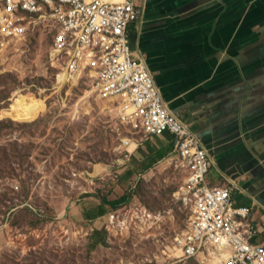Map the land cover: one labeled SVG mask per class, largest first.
Here are the masks:
<instances>
[{
  "label": "rangeland",
  "instance_id": "1",
  "mask_svg": "<svg viewBox=\"0 0 264 264\" xmlns=\"http://www.w3.org/2000/svg\"><path fill=\"white\" fill-rule=\"evenodd\" d=\"M52 37L40 27L0 44V264H199L163 256L166 248L177 255L174 238L188 224L177 198L181 174L166 156L135 167L120 185L121 168L135 164L122 141L144 149L156 140L120 124L110 103L82 84L58 81ZM123 194L131 197L117 209L127 217L145 210L151 220L128 222L95 244L91 228L102 224L78 217V200Z\"/></svg>",
  "mask_w": 264,
  "mask_h": 264
},
{
  "label": "built area",
  "instance_id": "2",
  "mask_svg": "<svg viewBox=\"0 0 264 264\" xmlns=\"http://www.w3.org/2000/svg\"><path fill=\"white\" fill-rule=\"evenodd\" d=\"M140 18L141 9L133 0H0V44L22 41L36 28H51L58 81L85 86L110 103L120 124L137 130L145 140L172 136L173 149L166 160L182 176L177 198L188 211V224L172 244L180 254L166 248L163 256L173 262L264 264V239L252 208L237 206L231 185L207 183L213 166L209 151L169 109L144 60L132 52L128 28ZM123 141L120 152L142 143ZM105 218L110 236L127 230L128 222L151 220L152 215L137 209L127 217L116 208Z\"/></svg>",
  "mask_w": 264,
  "mask_h": 264
},
{
  "label": "crops",
  "instance_id": "3",
  "mask_svg": "<svg viewBox=\"0 0 264 264\" xmlns=\"http://www.w3.org/2000/svg\"><path fill=\"white\" fill-rule=\"evenodd\" d=\"M133 2L141 18L128 28L132 52L144 60L169 109L209 151L207 182L231 185L237 206L252 208L264 239V0ZM153 139L152 148L130 146L131 159L149 164L170 154L169 133L144 141ZM78 201L77 216L99 220L102 227L91 231H104L106 245L112 209L101 207L97 196Z\"/></svg>",
  "mask_w": 264,
  "mask_h": 264
},
{
  "label": "trees",
  "instance_id": "4",
  "mask_svg": "<svg viewBox=\"0 0 264 264\" xmlns=\"http://www.w3.org/2000/svg\"><path fill=\"white\" fill-rule=\"evenodd\" d=\"M152 151V152H151ZM151 151H149V152H151L152 154H154V152L157 154V150L156 149H154V150H151ZM131 160H134V158L133 159H131ZM135 164H134V167L133 168H127V167H125V168H121V172H123L124 174H125V176L122 178V176H121V178H120V180H121V183H120V185H124V184H127L128 185V183L130 182V181H132V179H133V175H135V171L136 170H134V168L135 167H139L140 165H142L143 164V162H138L136 159H135ZM143 165H145V164H143ZM142 165V166H143ZM143 167H145V166H143ZM119 180V179H118ZM119 182V181H118ZM130 197H131V195L130 194H123L122 196H120V197H118V198H116V199H113V200H110V199H107V198H105V197H103V198H101V197H97L98 199H99V201H100V205H101V207H106V208H109V209H116V208H118L120 205H123V204H125L129 199H130ZM105 209V208H104ZM103 210H101V212H102ZM100 212H97V214H99ZM92 235H93V241L95 242V244H103L104 245V240H105V234H104V231H98V230H94L93 232H92ZM191 260H194V259H190V260H187V261H191ZM195 261V260H194Z\"/></svg>",
  "mask_w": 264,
  "mask_h": 264
},
{
  "label": "bare ground",
  "instance_id": "5",
  "mask_svg": "<svg viewBox=\"0 0 264 264\" xmlns=\"http://www.w3.org/2000/svg\"><path fill=\"white\" fill-rule=\"evenodd\" d=\"M52 57H53V56H52ZM123 142H124V141H123ZM131 147L134 148V145H133V146L131 145ZM174 252H176V254H178V255L180 254L179 249H177V247H175V251H174Z\"/></svg>",
  "mask_w": 264,
  "mask_h": 264
},
{
  "label": "clouds",
  "instance_id": "6",
  "mask_svg": "<svg viewBox=\"0 0 264 264\" xmlns=\"http://www.w3.org/2000/svg\"><path fill=\"white\" fill-rule=\"evenodd\" d=\"M141 145V144H140ZM139 146V145H138ZM131 154H132V152H131ZM131 157V156H130Z\"/></svg>",
  "mask_w": 264,
  "mask_h": 264
}]
</instances>
